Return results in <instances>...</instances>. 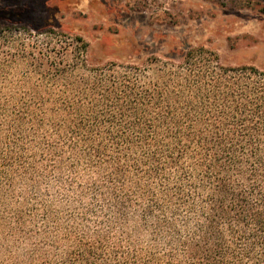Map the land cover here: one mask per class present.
<instances>
[{
    "label": "trees",
    "instance_id": "16d2710c",
    "mask_svg": "<svg viewBox=\"0 0 264 264\" xmlns=\"http://www.w3.org/2000/svg\"><path fill=\"white\" fill-rule=\"evenodd\" d=\"M0 264H264V67L0 24Z\"/></svg>",
    "mask_w": 264,
    "mask_h": 264
},
{
    "label": "rangeland",
    "instance_id": "374dc122",
    "mask_svg": "<svg viewBox=\"0 0 264 264\" xmlns=\"http://www.w3.org/2000/svg\"><path fill=\"white\" fill-rule=\"evenodd\" d=\"M0 24L79 34L97 64L195 45L264 67V0H0Z\"/></svg>",
    "mask_w": 264,
    "mask_h": 264
}]
</instances>
